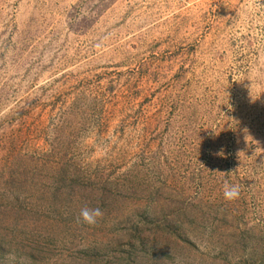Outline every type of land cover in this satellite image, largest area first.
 I'll return each mask as SVG.
<instances>
[{
  "label": "rangeland",
  "instance_id": "1",
  "mask_svg": "<svg viewBox=\"0 0 264 264\" xmlns=\"http://www.w3.org/2000/svg\"><path fill=\"white\" fill-rule=\"evenodd\" d=\"M3 210L55 264H264V0H0Z\"/></svg>",
  "mask_w": 264,
  "mask_h": 264
},
{
  "label": "trees",
  "instance_id": "2",
  "mask_svg": "<svg viewBox=\"0 0 264 264\" xmlns=\"http://www.w3.org/2000/svg\"><path fill=\"white\" fill-rule=\"evenodd\" d=\"M11 211L3 210L4 218L16 216L13 220L14 223L8 227V230L0 226V264H55V259H50L48 254L53 243L51 241L53 238L51 237L52 230L40 229V236L30 238L33 236V232H30L32 230H29L26 221L22 218L26 217V214L27 216L29 213L32 214L33 210H22L21 213L13 215L9 213ZM35 214L39 220L41 212ZM13 247L16 248L11 255L13 259H7L6 256ZM107 247V243L97 245L91 250L90 247H87L77 253L80 259H74L71 264H133V261L137 260L135 254L139 250L142 251L144 243L135 239L127 245L122 243L112 250H108ZM47 256L49 259L46 258Z\"/></svg>",
  "mask_w": 264,
  "mask_h": 264
},
{
  "label": "clouds",
  "instance_id": "3",
  "mask_svg": "<svg viewBox=\"0 0 264 264\" xmlns=\"http://www.w3.org/2000/svg\"><path fill=\"white\" fill-rule=\"evenodd\" d=\"M224 174V173H221ZM241 194V188L238 184H230L227 181L224 183L223 196L226 201H234L239 198ZM103 216V212L99 207L81 209L78 222H82L86 225H95L98 220Z\"/></svg>",
  "mask_w": 264,
  "mask_h": 264
}]
</instances>
